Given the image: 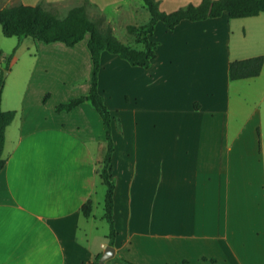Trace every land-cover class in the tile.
Here are the masks:
<instances>
[{
    "label": "crops",
    "instance_id": "crops-1",
    "mask_svg": "<svg viewBox=\"0 0 264 264\" xmlns=\"http://www.w3.org/2000/svg\"><path fill=\"white\" fill-rule=\"evenodd\" d=\"M159 1L164 11L201 2ZM89 2L91 19L110 26L123 42L144 47L138 32L128 30L150 20L143 0ZM235 19L224 13L184 20L172 31L158 22L151 36L156 57L148 67L102 52L99 89L106 103L117 98L111 111L117 122V234L115 255L105 264H123L122 258L137 264H264V66L254 77L229 74L231 61L264 51L247 46L249 27ZM88 39L73 46L31 37L15 43L8 72L19 68L2 94V108L16 115L6 127L0 170V264H94L109 244L102 118L88 100L56 110L66 102L58 96L90 74L80 95L89 92ZM23 48L34 52L21 57ZM5 55L0 52L4 64ZM89 199L92 210L85 215Z\"/></svg>",
    "mask_w": 264,
    "mask_h": 264
},
{
    "label": "trees",
    "instance_id": "trees-1",
    "mask_svg": "<svg viewBox=\"0 0 264 264\" xmlns=\"http://www.w3.org/2000/svg\"><path fill=\"white\" fill-rule=\"evenodd\" d=\"M89 4V0H87ZM151 13L150 20L141 26L129 25L130 32H138L137 42H142L144 47L138 49L120 40L110 26L102 27L99 22L88 15L87 3H81L70 8L65 17L60 18L55 12L45 8L41 3L36 5L16 2L0 8V24L5 36H18L19 40L31 37L35 40L50 43L60 41L68 46H73L89 34L88 48L92 57V72L90 89L87 94L70 98L59 103L56 110L70 111L80 103L88 100L100 114L105 130L107 149L100 175L107 187L105 195V218L110 225L108 234L109 244H114L117 229L113 217L115 182L112 175V156L115 150L113 137V118L106 99L99 89V73L102 67V52L104 50L116 54L128 61L131 65L148 67L156 57L157 42L153 35L156 24L164 23L168 31H172L184 20L198 21L219 17L227 13L231 18L251 17L264 12V0H201L199 4L188 3L172 11L160 8L159 0H143ZM13 52L5 55L7 68ZM264 66V54L236 59L230 62L229 74L231 79L248 78L260 75ZM2 77L0 78V83ZM3 87L0 86V170L6 160L3 157L6 141V127L14 120L16 110L2 108ZM85 215H90L92 201L89 199L82 207ZM123 264H137L127 259H120Z\"/></svg>",
    "mask_w": 264,
    "mask_h": 264
},
{
    "label": "rangeland",
    "instance_id": "rangeland-1",
    "mask_svg": "<svg viewBox=\"0 0 264 264\" xmlns=\"http://www.w3.org/2000/svg\"><path fill=\"white\" fill-rule=\"evenodd\" d=\"M16 2H20V1H18V0H0V7L6 6V5H11V4H14ZM80 2L81 3H87L88 8L91 7V5L88 3L87 0H80ZM42 5L45 8L55 12L60 18L65 17L68 10L73 7L72 6L73 4H70V3H62V4H46V3H43ZM180 7H182V6H180ZM251 18H258V19H251ZM235 20H242V21H239V23L242 22L243 25H246L247 27H249L248 32H247V39H248V45L247 46H249V48H251V49L253 48L255 51L256 50L264 51V12H261L258 17H253V16H251V17H240V18H237ZM234 28L236 29V27H234ZM238 31L239 30H237V32H235V33H237V35L240 33ZM87 35L89 36V34L87 33L85 35V37ZM84 38L82 40H84ZM17 39H18V36H5L2 32V25L0 24V52L8 53V54L12 53L13 49L15 48V45H16L15 43H16ZM129 43L133 44V41L129 42ZM134 45H135V43H134ZM258 46L262 49L257 48ZM132 47H134V46H132ZM16 52H17V50L15 51V54H16ZM33 52L34 51H32V50L29 51L27 48H23L18 53L20 54L21 57H27V56H30V53H33ZM122 60H124V59H122ZM124 62L128 63L126 60H124ZM19 64H22V63L19 62ZM22 65H25V64L23 63ZM0 66H3L2 70H0V78L2 77V82L0 83V86L3 87V89L5 90L6 88H8L7 87L8 82H10V80L13 78L15 71H16V68H19V67H18V65H16L13 72L9 73L8 72L9 67L6 68L4 62L3 63L0 62ZM103 67H104L103 70H105V71L108 70L109 59L105 58ZM23 71H24V69L20 68V72H19L17 79L20 80L23 77ZM89 75H88V80H86L85 82L83 79L80 81H77L76 83H74L72 88L68 90L67 93H65L64 95H61V97L58 96V98L66 99V101H67V100H69V98L80 95L85 88L84 84L85 83L89 84ZM117 88H118V86L115 87V91ZM116 101H117L116 97H114V96L110 97L109 96V101L107 104H108V106L112 112L115 111V109L117 108L115 105ZM112 123H113L114 129L115 128L117 129V124H116L117 122L115 121L114 118H113ZM105 140H106V138H105ZM106 226L108 228V224L105 221V227ZM100 227H101V224H100Z\"/></svg>",
    "mask_w": 264,
    "mask_h": 264
},
{
    "label": "water",
    "instance_id": "water-1",
    "mask_svg": "<svg viewBox=\"0 0 264 264\" xmlns=\"http://www.w3.org/2000/svg\"><path fill=\"white\" fill-rule=\"evenodd\" d=\"M115 255V247L112 244L106 245L104 251L99 257L98 261L94 264H105Z\"/></svg>",
    "mask_w": 264,
    "mask_h": 264
},
{
    "label": "built area",
    "instance_id": "built-area-1",
    "mask_svg": "<svg viewBox=\"0 0 264 264\" xmlns=\"http://www.w3.org/2000/svg\"><path fill=\"white\" fill-rule=\"evenodd\" d=\"M0 59H1V56H0Z\"/></svg>",
    "mask_w": 264,
    "mask_h": 264
}]
</instances>
